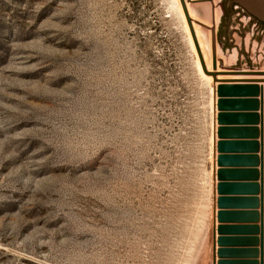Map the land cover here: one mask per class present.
Masks as SVG:
<instances>
[{
	"label": "rangeland",
	"instance_id": "1",
	"mask_svg": "<svg viewBox=\"0 0 264 264\" xmlns=\"http://www.w3.org/2000/svg\"><path fill=\"white\" fill-rule=\"evenodd\" d=\"M229 2L189 4L205 51L264 71ZM175 6L0 0V264H207L213 89Z\"/></svg>",
	"mask_w": 264,
	"mask_h": 264
},
{
	"label": "crops",
	"instance_id": "2",
	"mask_svg": "<svg viewBox=\"0 0 264 264\" xmlns=\"http://www.w3.org/2000/svg\"><path fill=\"white\" fill-rule=\"evenodd\" d=\"M224 85L230 96L223 98V111L215 109V117L222 114L226 121L219 125L215 120L214 129H223L225 135L215 134L214 142L225 149L215 150L212 157L207 264H264V83ZM217 156L224 161L221 166Z\"/></svg>",
	"mask_w": 264,
	"mask_h": 264
},
{
	"label": "water",
	"instance_id": "3",
	"mask_svg": "<svg viewBox=\"0 0 264 264\" xmlns=\"http://www.w3.org/2000/svg\"><path fill=\"white\" fill-rule=\"evenodd\" d=\"M182 11L184 13L187 25L189 27L190 33L192 35V39L194 41V45L198 54V58L200 61V65L202 71L205 75L210 76L212 78L213 83V112H212V157L214 159L215 150L217 152H222L225 149V146L222 143L217 142L215 144L214 137L215 134L218 138H222L225 135V132L221 128H217L216 132L214 129L215 120L217 124L222 125L226 121V118L222 114H217L215 117V109L218 111H223L225 104L224 99L225 97L230 96L229 88H227L224 84L230 83H250V84H257V83H264V71H252V70H230V69H221L219 66L221 65V60L217 58V44L215 40L214 30H212L211 34V44H210V59H211V69L208 70L206 68L203 56L197 44V40L194 34L193 24L198 26L203 25L202 23L197 22L196 20H192L189 12L187 4L191 3H212L213 0H179ZM235 4L247 12L250 16H253L260 22L264 23V0H232L231 6ZM222 77H240V78H222ZM252 77V78H247ZM217 98V99H216ZM224 163L221 156H217L216 164L217 166H221ZM220 177L219 172H217V178ZM212 181L214 182V171L212 169ZM213 186V184H212ZM219 187L217 186V191H219ZM219 204V202L217 201ZM218 215V214H217ZM219 255V252H217ZM213 264V262H212ZM216 264H224L217 262Z\"/></svg>",
	"mask_w": 264,
	"mask_h": 264
},
{
	"label": "bare ground",
	"instance_id": "4",
	"mask_svg": "<svg viewBox=\"0 0 264 264\" xmlns=\"http://www.w3.org/2000/svg\"><path fill=\"white\" fill-rule=\"evenodd\" d=\"M174 2H175V5H176L175 7L178 10L179 16H180V18H181V20H182V22L184 24L185 32L187 33L186 36H187V39H188L189 48L191 49L192 53L195 54V57H196V58L194 57L195 58V61H194L195 70H196L197 74L200 76V78L208 85V87L210 88L209 89V91H210L211 89H213V86H214L213 83H212V78L210 76L205 75L203 73L201 65H200V61H199V58H198V54H197V51H196V48H195V45H194V41L192 39V35L190 33L189 27L187 25V22H186V19H185V16H184V13L182 11V7H181V4H180V1L179 0H174ZM187 7H188V4H187ZM188 12H189V15H190L191 19L194 20L193 17H192L191 12L189 10V7H188ZM193 29H194V34H195V37H196V40H197V44L199 46V49L201 51V54L203 56V59H204L205 65H206V68L208 70H210L211 69L210 52L207 53L205 51V48L203 46L204 42H203V40L201 38V35L199 33V30H198L196 24H193ZM207 54H208V56H207ZM209 59H210V61H209Z\"/></svg>",
	"mask_w": 264,
	"mask_h": 264
},
{
	"label": "flooded vegetation",
	"instance_id": "5",
	"mask_svg": "<svg viewBox=\"0 0 264 264\" xmlns=\"http://www.w3.org/2000/svg\"><path fill=\"white\" fill-rule=\"evenodd\" d=\"M223 1H225V0H223ZM231 2H232V0H230ZM231 2H229L230 4H229V7H230V9H229V11L230 12H235V10L233 9V7L235 6V4H233L232 6H231ZM236 10H238V13L239 14H244V10H242V9H239V8H237ZM247 15H248V13H247ZM250 16V15H249ZM257 20V19H256ZM260 22V21H259ZM260 23H262L263 24V22H260Z\"/></svg>",
	"mask_w": 264,
	"mask_h": 264
}]
</instances>
